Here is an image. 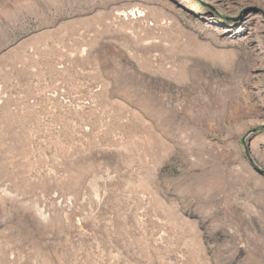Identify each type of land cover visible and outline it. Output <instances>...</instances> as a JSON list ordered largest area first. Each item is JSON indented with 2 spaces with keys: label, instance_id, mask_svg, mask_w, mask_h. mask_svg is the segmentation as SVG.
<instances>
[{
  "label": "rangeland",
  "instance_id": "1",
  "mask_svg": "<svg viewBox=\"0 0 264 264\" xmlns=\"http://www.w3.org/2000/svg\"><path fill=\"white\" fill-rule=\"evenodd\" d=\"M0 264H264V0H0Z\"/></svg>",
  "mask_w": 264,
  "mask_h": 264
},
{
  "label": "bare ground",
  "instance_id": "2",
  "mask_svg": "<svg viewBox=\"0 0 264 264\" xmlns=\"http://www.w3.org/2000/svg\"><path fill=\"white\" fill-rule=\"evenodd\" d=\"M178 50H176V51H174V52H172L169 56H176L177 54H176V52H177ZM187 52V51H186ZM188 55V54H187ZM184 56V55H183ZM168 57V56H167ZM179 58H180V56H178ZM180 60V59H179ZM176 61V60H175ZM244 93V92H243ZM245 93H247V92H245ZM239 99H241L242 100V98L240 97ZM240 101V100H239Z\"/></svg>",
  "mask_w": 264,
  "mask_h": 264
}]
</instances>
